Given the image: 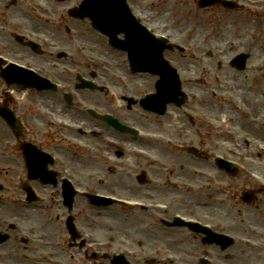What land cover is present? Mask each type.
Instances as JSON below:
<instances>
[{"label":"rangeland","instance_id":"374dc122","mask_svg":"<svg viewBox=\"0 0 264 264\" xmlns=\"http://www.w3.org/2000/svg\"><path fill=\"white\" fill-rule=\"evenodd\" d=\"M10 1L11 2H9V0H0V27H10L14 22H21L22 24L25 19H27L26 17H29L32 23L26 22V28H30L37 33L45 35L50 40H53V43L58 46L59 50H69L67 58L64 61L61 60V63L56 60H51L49 57L45 56L44 53L35 55V57H33V59H35V65L47 63V59L50 67L49 69L54 75L60 76V73L64 70L60 68L62 64H66L68 67H73L75 64V67H78L77 69L80 68L84 73H88V70L94 69L90 66L84 67L78 64V62H81L78 58L80 53L88 52L97 56H104L110 61L109 67L95 70L102 76L97 82L102 80V83L117 84L120 87L130 85V90H134L133 93L135 94H140L147 90L153 91V85L157 78L156 76L143 74L141 72L136 74L140 76H132L133 74L129 75L124 52L116 51V53H108L110 52L108 50L109 47L103 41V38L99 37L97 34L96 36L93 35L85 26H81L80 33H73L72 35L69 34L67 38L64 37V24L58 22L62 14L61 7L78 3L80 0ZM130 2L136 13L141 15L143 23L147 24V26L149 25V27L151 26L153 31L164 33L167 36L169 35L185 46L192 44L195 48L202 51V55L208 51L213 54L214 50L212 49V52L211 50L205 49V46L209 47L208 44L213 45L214 42H219L220 39L217 38H222L226 36L225 34L229 35L227 37L238 45L245 43L247 46H240L241 49H228L227 51L231 50L229 54H218L215 52L213 58L214 64L210 72L213 73V77H219V83L215 84L211 82L212 84L210 83V87L212 89L216 87L218 95L224 92L227 96H236L240 98L243 103L252 106L259 121L254 126L253 131H250L246 126H242L243 124H240V126L237 124V121L235 122L230 118L228 124L234 127V130H236L239 135L237 139L232 137L227 139V141L222 139L219 132L206 126L198 119L199 112L201 111L208 112L209 116L216 121L221 120V115L215 111L225 114V105L221 103L217 96L213 95L210 88H208V93L203 95L204 102L197 100V96L193 101L191 100L187 105H184L183 108H185L187 112H190L193 117L195 116L193 122L189 121L188 116H186L187 112H183L182 109L176 108V106L173 105L168 109L169 112L167 111L163 116L144 112L136 106L133 107L129 113L132 114L133 117L135 116L134 118L142 124L144 128L154 133L164 132L167 135L174 136L181 142L190 140L195 142L198 146L210 147L209 152L215 151L217 152L216 154H221L232 159H240L252 167L254 171L264 175V169L260 166V162L264 161V155H259L256 150L254 151L252 146H247L242 140V135H245L253 140H259L264 143V92L260 90L258 94L256 91V78L248 79V87L240 90L231 86V78L227 76L232 73L238 76L234 78V80H237L238 78L243 79L248 77L250 73L249 68L243 72H238L230 68L229 60L233 58L236 52L237 54L243 52L250 55L248 64L254 61L255 55L258 54L254 45L261 34H264V0H260V5L257 7L247 8L245 4L242 3L244 5L238 6L233 10L217 6L214 8L200 9L197 7V0H130ZM40 3L44 8L41 7ZM183 3L186 5L184 7L189 10H186V12H190V14L203 11L204 14L210 15L208 18V27L204 25L206 21L197 18L198 15H196V18L192 17L193 19L188 18V20L176 18V14H180V8ZM29 4H32L30 7L36 8L32 14L26 11ZM261 9L263 10L261 11ZM40 15L47 16L48 18H42ZM68 23L71 25L74 21L68 20ZM226 26L227 28L230 27V29L222 33L221 29L226 28ZM191 29L192 31H197V35H195L194 32L188 31ZM207 31H209V33H206ZM75 36L78 37L75 38ZM189 36H192V38H189ZM0 45L2 48H7V44L3 42V39H0ZM8 50L11 52V55H15L16 53L24 58H32L29 53H23V50L22 53L16 52L14 48H9ZM164 56L171 65L178 69L181 85L184 90L190 89V93L192 94H194V92L199 93L202 89L204 90V88L198 89L189 85L190 82L187 80L190 73V64L187 57L179 54L176 50L165 51ZM220 57L226 58L227 60ZM206 58L212 63L211 56H206ZM218 62H222V65L218 66ZM211 63H209V65H211ZM119 71L126 76L125 85L117 82L114 78V74L119 73ZM197 74H200V71ZM103 76L105 77L103 78ZM249 76H251V73ZM204 79L207 81L206 78ZM120 90L123 89L120 88ZM83 94L84 98L88 99L91 97L92 101L94 100L102 106L107 100L104 93L84 90ZM257 95L260 97L259 103L257 102ZM48 96L49 95L24 93L23 97L25 100H23V108L33 109V106L35 104L37 105L39 102V107L49 111L52 118L64 119L72 124L73 128L67 132L72 133L71 131L75 129V123H79L77 121L79 115L75 114L73 110L67 112V110L61 107V99L59 96H50V98H48ZM33 116L34 120L29 121L30 125L32 130L37 133V138L43 141L45 140V136H47L50 131L54 130L49 128L42 118L32 110V117ZM82 120L83 119H81V122ZM89 124L83 122L82 127L89 131L94 130L96 134H85L80 136V139L90 144L91 152L99 154L103 153V151H110V149H106L103 144L106 134L113 139H111L113 142L115 141L118 144L117 147H122L124 143L123 137L115 138L114 136L116 135L113 131L107 127L105 128L101 123ZM93 125H96V127H93ZM228 140L231 142L233 141L234 144H230ZM152 143L155 142H151V144ZM102 144L103 150L100 147ZM155 144L160 145L158 143ZM156 145L152 144V147H145V150L152 153L155 161L145 159L143 156L135 154L136 152L132 155H123L124 160L144 168L145 179L143 184H133L129 177L125 179L124 175H122L124 171L132 174L135 170L133 167L127 169L128 165H123L119 167L121 170L117 169L120 172H115L113 167H107L108 173L110 175H115V180L111 179L110 183H107L106 186L116 191H126L131 197L143 196L150 199H158L167 202L171 201L173 207L178 206L177 210L173 207L172 209L181 213L200 217L201 220L204 221H212L216 231L226 232L234 237L247 236L251 239L258 240L261 245L264 244V194L253 192L248 202L244 200V198L245 195H249L250 188L246 179L241 174L236 172L231 174L218 169L210 156L195 158L186 151H169L167 150L168 148H161ZM100 163V169H105L106 165L103 164L104 162ZM203 174L207 176L213 175V177L208 179L205 178ZM12 177L13 174H10V176H4L3 178L9 180ZM218 182L224 184L222 191L215 187V184ZM88 209L87 207L85 208V210ZM118 210L119 209L111 208L100 210L101 212L94 219L92 214L86 213L84 215L87 217H83L82 220L88 227L94 230V233L104 238L105 240L103 241L110 242L108 246H114L118 249H120V247H129L137 250V248L131 244V241L134 240L136 242L142 237L143 240L140 241V247L137 252L142 250L146 253H154L158 258H161L163 253L176 252L182 260L195 257L196 259L194 261L197 263L198 258L218 256L221 259H225L228 264H264V250L244 248L235 244L232 247L223 249V251L213 247L217 255L211 252L210 246L207 247L206 253L200 251V249L203 248L201 246L186 250L182 245H179L183 242L181 240H176L174 228L168 229V227L163 226L150 215H148L150 219L148 220L143 217V214L123 213ZM43 222L44 221H42V225L37 228V232H44V241L41 240V243L45 244L40 245L42 247L51 248L48 249V251L52 252V257L60 258V255L65 254L64 251L59 249L60 238H57L58 247L56 246V249H54L52 247L53 243L51 244L54 237L51 232L54 230L48 228ZM30 224L34 226L33 221L30 222ZM130 227L134 230L128 231L129 229H126ZM152 229L154 230L153 232H151ZM192 236L191 234H186L188 238H192ZM127 238L131 240L126 241ZM165 238L173 241H171L169 245H166L164 242ZM183 254H185L186 257H184ZM1 260L6 261L5 259ZM16 260L17 259L12 258L10 261L14 263ZM133 261H139V257ZM149 264H157V262L154 261Z\"/></svg>","mask_w":264,"mask_h":264},{"label":"flooded vegetation","instance_id":"af4514ba","mask_svg":"<svg viewBox=\"0 0 264 264\" xmlns=\"http://www.w3.org/2000/svg\"><path fill=\"white\" fill-rule=\"evenodd\" d=\"M16 40L18 41V38H16ZM58 154L59 156L62 157L61 153ZM0 160L2 163L9 164L11 163L12 158H10V156L7 155L6 153L2 152L0 155ZM48 209H52V207H48ZM77 210H78V206H75L74 212L72 213L68 211L62 212L60 216L62 220L61 225H64L66 223L69 214L72 215L71 221L72 222L75 221L77 218L74 216V214L77 213ZM3 214L7 218L15 219L17 223H19L20 221L21 223L25 224L27 227L32 228L29 230L23 228L22 230V233L28 235L27 239L22 238L18 232L13 231L14 229L11 230V234L9 235V237L11 238H8L11 243L8 245L7 248L17 253H22L24 255H29V256H36L40 251H42V246L38 243V239H37L38 236L37 228L38 226L42 225V221H44L43 224H46L48 228H52L54 230L53 232H51L52 234H56V232L58 231L57 223H56L57 221L51 220L49 218H42L40 216H36V212L32 207L31 208L27 207L26 209L21 210L20 207H18L17 205H11L4 209ZM32 221L34 223V226L30 224V222ZM10 227L11 226L8 225L6 227V230H10ZM41 233L44 234V232Z\"/></svg>","mask_w":264,"mask_h":264},{"label":"bare ground","instance_id":"6f19581e","mask_svg":"<svg viewBox=\"0 0 264 264\" xmlns=\"http://www.w3.org/2000/svg\"><path fill=\"white\" fill-rule=\"evenodd\" d=\"M202 15V13H199L198 16ZM228 29H230V27H226V28H222L221 31L222 33H225L228 31ZM206 33H209V31H207ZM226 36H223L222 38L219 37L217 39H220L219 42H214L213 45L208 44L209 47H211L214 50V55L215 52L218 54H229L230 51H227L228 49H241L240 46H244L246 47L247 45L245 43L243 44H236L235 42L231 41L227 36V34H225ZM205 38V37H204ZM257 42L255 43L254 47L256 48V50L258 51V54L255 55L254 57V61H252L253 67H255L257 69V74H259V78L262 79L260 81V83L257 85V89L261 90L264 92V34H261V36L256 40ZM250 44V43H249ZM251 46V45H250ZM202 51L200 50H195V54L196 56H198L199 53H201ZM226 59V58H225ZM228 77L231 78V86H233L236 89H240L243 90L244 88L246 89L248 87V77H245L243 79L238 78L237 80H234L235 77H238L234 74H228ZM216 87H215V92H216ZM197 100L203 102V97L202 96H198ZM216 113H218L219 115H221V120L218 121L216 126V129L219 131V133L221 134L222 137H232L237 139V133L236 130H234V127H231L228 122L231 119H233L235 122H242L243 119H240L238 117V115L231 111L230 109L225 108V114H221L219 113V111H215ZM239 124V123H238ZM247 124V123H246ZM248 125V124H247ZM229 141V140H228ZM230 144H234V142L229 141ZM227 145V144H226ZM230 146V145H228ZM260 166L261 168L264 169V161L260 162Z\"/></svg>","mask_w":264,"mask_h":264},{"label":"water","instance_id":"95a60500","mask_svg":"<svg viewBox=\"0 0 264 264\" xmlns=\"http://www.w3.org/2000/svg\"><path fill=\"white\" fill-rule=\"evenodd\" d=\"M95 22H96V20H95ZM154 48L152 50L154 52H156L158 49H160V47H158V46H156ZM146 57L149 58V59H152L153 58V53L147 55ZM159 67H160V70H161L163 65L160 63ZM175 85H176V83H175V80H174V78L172 76H171V79L169 80V87L167 85V81L163 80V85H161L160 91H161L163 97L165 98V100H169L171 98V95H172V93H174V90H175Z\"/></svg>","mask_w":264,"mask_h":264}]
</instances>
